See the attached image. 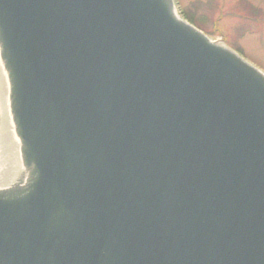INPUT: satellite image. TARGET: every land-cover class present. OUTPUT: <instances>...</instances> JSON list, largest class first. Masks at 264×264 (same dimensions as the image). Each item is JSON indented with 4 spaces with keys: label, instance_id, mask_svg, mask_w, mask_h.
<instances>
[{
    "label": "water",
    "instance_id": "water-1",
    "mask_svg": "<svg viewBox=\"0 0 264 264\" xmlns=\"http://www.w3.org/2000/svg\"><path fill=\"white\" fill-rule=\"evenodd\" d=\"M0 69V264H264V73L173 0H0Z\"/></svg>",
    "mask_w": 264,
    "mask_h": 264
},
{
    "label": "rangeland",
    "instance_id": "rangeland-1",
    "mask_svg": "<svg viewBox=\"0 0 264 264\" xmlns=\"http://www.w3.org/2000/svg\"><path fill=\"white\" fill-rule=\"evenodd\" d=\"M173 1L175 12L182 19H184L183 12H187L189 8H192L191 5L196 1L200 2L197 6V14L210 15L211 19L213 18L217 21L218 28L222 34H207L212 29L210 23L203 26L206 29L204 31L195 27L211 39L220 41L235 51L237 48L240 49L241 53L236 52L264 73V0H213L214 4L209 3L210 0ZM248 4L259 12L257 14L259 21H254L256 25H251L249 19L243 18V15L250 14L251 9ZM223 37L227 40L224 41ZM2 108L3 106L0 102L1 111Z\"/></svg>",
    "mask_w": 264,
    "mask_h": 264
},
{
    "label": "bare ground",
    "instance_id": "bare-ground-1",
    "mask_svg": "<svg viewBox=\"0 0 264 264\" xmlns=\"http://www.w3.org/2000/svg\"><path fill=\"white\" fill-rule=\"evenodd\" d=\"M5 81L0 69V102L3 106L0 110V182L2 183L10 176L5 177V174L10 171L15 163L14 158V138L10 132V127L7 122L5 112Z\"/></svg>",
    "mask_w": 264,
    "mask_h": 264
},
{
    "label": "trees",
    "instance_id": "trees-1",
    "mask_svg": "<svg viewBox=\"0 0 264 264\" xmlns=\"http://www.w3.org/2000/svg\"><path fill=\"white\" fill-rule=\"evenodd\" d=\"M209 3H213V0H210ZM198 4H200V2L196 1L195 3H193L191 6L192 8H189L187 12H183V18L185 20H187L189 23L193 24L194 26L200 28L201 30H206L205 28H203V26H205L207 23H210V26H212L211 31H208L207 34L209 35H213V34H222L221 31L218 28V24L217 21L215 19H211L210 15H206L204 13H200L197 14V6ZM250 6V14L249 15H243V18H247L249 19V21L251 22V25H256V23H254V21H259V18L257 17V14H259V12L257 10L254 9V7H252L250 4H248ZM224 41H226L227 39L225 37ZM238 53L240 52V49L237 48L236 50Z\"/></svg>",
    "mask_w": 264,
    "mask_h": 264
}]
</instances>
